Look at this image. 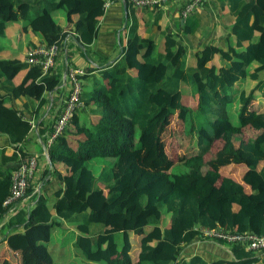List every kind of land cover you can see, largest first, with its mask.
I'll return each instance as SVG.
<instances>
[{"label":"trees","instance_id":"trees-1","mask_svg":"<svg viewBox=\"0 0 264 264\" xmlns=\"http://www.w3.org/2000/svg\"><path fill=\"white\" fill-rule=\"evenodd\" d=\"M106 2L0 0V40L17 7L27 8L24 32L31 30L47 39L62 34L60 41L49 45H61L68 35L52 13L77 12L76 42L89 47L97 37ZM228 2L236 17L227 27L234 45L229 51L214 46L198 50L193 71L188 49L175 35L165 34L160 48L140 34L134 20L120 57L97 71V76L94 71L86 73L84 81L90 86L83 82L81 94L85 108L76 112L68 129L49 146L52 164L67 170L64 189L55 196V215L48 198L35 193L33 204L20 208L1 227L9 212L3 203L11 194L19 162L13 172H0V243L20 254L21 264H33L26 257L31 245L26 229L45 228L50 241L52 231L64 222L76 230L72 243L91 263L259 264L256 253L242 245H230L233 260L181 259L183 246L199 238L198 228L264 235V140L249 138L239 148L235 139L247 126L264 129V112L249 110L253 101L264 97V0ZM128 8L134 9L130 4ZM28 69L15 85L19 73ZM0 83H6L14 98H36L42 104L46 91L60 85V76L53 70L44 75L41 67L22 60L0 59ZM187 96L192 105L186 103ZM173 122L178 131L174 133L176 149L170 152L168 127ZM30 130L29 121L8 106V97L0 95V133L17 145ZM217 142L222 144L220 155L207 162ZM129 154L139 157V164L136 159L126 164ZM119 159L124 166L120 173ZM175 164L185 172L173 173ZM226 164L245 165L244 184L222 175ZM155 233L161 239L156 240ZM132 235L139 239L136 254ZM43 251L47 264H54L48 247Z\"/></svg>","mask_w":264,"mask_h":264},{"label":"crops","instance_id":"crops-1","mask_svg":"<svg viewBox=\"0 0 264 264\" xmlns=\"http://www.w3.org/2000/svg\"><path fill=\"white\" fill-rule=\"evenodd\" d=\"M107 1H110L111 4L106 8V12L98 26L97 37L89 47L82 44V42L79 44L76 42L74 29L79 17L77 12L65 13L55 11L52 13L62 33L65 35L68 33V35L62 44L59 45L60 52L56 66L53 69V74L60 76V85L53 90L46 91L43 95V99H45L44 103L40 104L41 100L31 97L23 96L18 99L14 98L11 94V89H9L6 83H0V95L8 97V106L19 111L31 124L28 137L21 144H12L8 135L0 133V172L5 173L10 170L13 172L20 161L21 154L25 156H36L39 164L35 177L30 185L33 188L30 197L34 193L47 197L54 215L53 204L56 201L55 196L60 190L64 189L63 178L67 170L63 165H50L47 155H49L51 128L53 129L57 117L64 106V101L69 94V82L67 80V71L69 68H82L87 73L88 71H94L92 73L93 75H99L97 71L112 65L123 53V49L127 44L129 25L134 20L139 24L140 34L143 37L153 39L160 48L164 47L165 34L175 35L178 42L188 49V64L191 70L195 68L196 61L195 58L194 61L190 60L191 55H193L190 53V50L195 49L198 42L200 45L197 50L204 49L206 45H211V47L214 46L229 51L234 45V39L228 36L227 27L234 23L236 17L230 11L228 0H204L203 4L196 8L186 19L182 17V12L191 0H176L158 9L127 8V10L124 8L123 1ZM26 12L27 8L15 7L12 9V17L11 21L7 24L6 34L0 40V59L22 60L27 63L26 57L30 49L36 45H47L53 41H60L62 39V34L58 38L47 39L39 34L33 33L31 30L24 32L23 18ZM194 15L195 19H193ZM209 19H211V22ZM219 59L220 56H217V60ZM219 63L220 65L222 64L221 61ZM28 71L29 69L19 73L14 80L15 85H19L23 81ZM84 85L89 87L90 83L85 80ZM251 105L249 108L250 111L257 114L264 112V97L253 101ZM253 130H255V133ZM252 134H255L254 139L264 140V129L256 130L251 126H247L244 134L238 135L235 138L237 146L240 148L245 141L251 138ZM216 146L217 144H215L213 150L207 156V162L214 160V157L217 156L215 151H220L222 148L221 146V148L216 149ZM13 156H18V161L12 160ZM123 168L124 166H122ZM122 169H120V172ZM246 171L247 168L245 165L235 166L233 164H226V166L221 168L223 176L234 178L243 184V176ZM246 187L251 193V187L249 185H246ZM31 202L32 198L23 200L12 211L16 213L20 208L33 204ZM14 213L9 210L3 219L1 227L9 221ZM168 224L169 219L166 220V225ZM25 233L31 243L30 248L26 251V257L31 258V263L33 264L38 259H45L40 249L44 248L47 250L46 243L49 242V231L45 228L37 227L26 229ZM32 237L33 241H35L33 247ZM42 237H44V241H42ZM138 245L139 239L137 238L134 254L138 252ZM4 246H7V243ZM195 256H200L207 263L221 259H234L230 245H222L200 238L183 246L181 259H190ZM256 257L260 261L259 264H264V251L256 253Z\"/></svg>","mask_w":264,"mask_h":264},{"label":"built area","instance_id":"built-area-1","mask_svg":"<svg viewBox=\"0 0 264 264\" xmlns=\"http://www.w3.org/2000/svg\"><path fill=\"white\" fill-rule=\"evenodd\" d=\"M130 4L135 9L144 8H162L176 0H118ZM204 0H191L182 12L184 19L188 18L196 8L203 4ZM111 4L110 1L106 2L107 8ZM60 52L58 42L52 45H36L27 53L26 62L31 66H39L44 75L53 70L56 66V61ZM85 69L82 68H69L67 71V80L69 82V94L64 101V106L57 117L53 127V132L49 138V146L59 138L69 127L76 112L84 107L81 100L83 91V82L86 75ZM38 158L36 156H23L21 154L19 166L14 171L12 177V190L10 196L4 201L3 207L9 209L14 213V207L23 200L30 197V185L35 177L38 169ZM35 194V193H34ZM199 238L204 240H211L218 243L228 245H242L247 250L254 253L264 251V235H259L255 232H237L225 229H202Z\"/></svg>","mask_w":264,"mask_h":264},{"label":"rangeland","instance_id":"rangeland-1","mask_svg":"<svg viewBox=\"0 0 264 264\" xmlns=\"http://www.w3.org/2000/svg\"><path fill=\"white\" fill-rule=\"evenodd\" d=\"M193 19H195V15L193 16ZM209 21L211 22V19H209ZM199 45H200V43L198 42L196 44V48L190 50V53L193 54V55H191L192 57L190 60L194 61V58H195L194 54H196V52H198L197 48L199 47ZM206 48H211V45L210 46H208V45L204 46V49H206ZM191 71H193V70H191ZM186 103L189 105L193 104V100L190 96L186 97ZM168 128H169L168 141L170 143L169 147H168V151L174 152L176 149L174 133H175V131H178L177 122L171 123ZM253 131L255 133V130H253ZM139 136H140V131L137 132L136 141H138ZM254 137H255V134H252L251 138H254ZM216 144H217L216 149L221 148V146H222L221 142H217ZM220 152L215 151V153H217V156L214 158H218V156L220 155ZM134 159H136L135 164H139L140 158L137 156L131 155V154H129V156H127L124 159V161L126 164H128L130 161H132ZM130 163H132V162H130ZM92 165L93 164H91V166ZM98 169H99V165L96 166V172L98 171ZM117 169H118V173H120V169H122V164L120 165V159H119L118 164H117ZM181 172H185V170L180 165L175 164V166L173 167V173L179 174ZM93 228L99 230V229H101V226L94 225ZM158 230L161 232L160 229H158ZM75 237H76V230L73 228L72 225H70L67 222H64L60 227H57L52 231L51 240L48 243H46V246L48 247V249L52 255L54 264H96V263L88 262L83 257V255L80 253V251L74 246L72 241L75 239ZM153 237L156 240H159V239H161V234L155 233V234H153ZM132 238H133L134 244H136L137 238L135 237V235H132ZM41 239H42V241H44V237H42ZM34 243H35V241H33V237H32V247H33ZM38 244H39V242H38ZM46 246H44V247H46ZM42 255H44V251H43ZM0 262L2 264H21V255L18 253L12 252L7 246H4V243H0ZM47 263H49V259H46V258L45 259L41 258V260L38 259L37 261H35V264H47ZM99 264H103V263H99Z\"/></svg>","mask_w":264,"mask_h":264},{"label":"water","instance_id":"water-1","mask_svg":"<svg viewBox=\"0 0 264 264\" xmlns=\"http://www.w3.org/2000/svg\"><path fill=\"white\" fill-rule=\"evenodd\" d=\"M123 4H124V8H125V10H127V8H128V4H127L126 2H123ZM47 158H48V162H49V164L52 165V161H51L49 155H47ZM59 221H60V220H59Z\"/></svg>","mask_w":264,"mask_h":264},{"label":"clouds","instance_id":"clouds-1","mask_svg":"<svg viewBox=\"0 0 264 264\" xmlns=\"http://www.w3.org/2000/svg\"><path fill=\"white\" fill-rule=\"evenodd\" d=\"M201 239V238H200ZM204 240V239H203ZM207 241H211V240H207ZM213 242H215V241H213ZM216 243H218V242H216ZM218 244H222L223 245V243H218ZM225 245H228V244H225Z\"/></svg>","mask_w":264,"mask_h":264}]
</instances>
